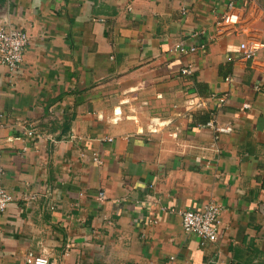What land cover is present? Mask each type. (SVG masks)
<instances>
[{
	"label": "crops",
	"instance_id": "obj_1",
	"mask_svg": "<svg viewBox=\"0 0 264 264\" xmlns=\"http://www.w3.org/2000/svg\"><path fill=\"white\" fill-rule=\"evenodd\" d=\"M0 22L29 36L0 63V264H264V47L239 49L264 0H0ZM208 202L215 242L166 211Z\"/></svg>",
	"mask_w": 264,
	"mask_h": 264
},
{
	"label": "built area",
	"instance_id": "obj_2",
	"mask_svg": "<svg viewBox=\"0 0 264 264\" xmlns=\"http://www.w3.org/2000/svg\"><path fill=\"white\" fill-rule=\"evenodd\" d=\"M228 11L223 14L221 20L224 23H236L239 15L230 12L233 8V3L227 5ZM29 36L21 29L8 26L5 22H0V63L5 68L13 73L18 71L26 45L28 44ZM264 43L256 40L243 42L239 45L240 52L244 59H253L258 52L263 49ZM200 46V49H203ZM176 49L180 54L194 53L198 47L194 44H178ZM180 74L188 75L192 72L190 63L182 65L179 70ZM226 80H231L230 76L225 77ZM219 102H224L225 97L217 98ZM242 108H247V104H242ZM214 134V138H218L219 134L230 133L233 130V125L230 123L220 124L215 120H208L204 123ZM93 161L101 164V160L93 157ZM100 199H105L104 192H99ZM13 200V196L0 184V215L5 211L8 204ZM220 206L213 202H208L200 209L193 208H177L174 206L166 207L169 213L178 214L181 218V225L185 233L196 235L202 241L215 242L218 240L219 230V212ZM26 264H50V260L45 255H37L29 252L26 257Z\"/></svg>",
	"mask_w": 264,
	"mask_h": 264
},
{
	"label": "trees",
	"instance_id": "obj_3",
	"mask_svg": "<svg viewBox=\"0 0 264 264\" xmlns=\"http://www.w3.org/2000/svg\"><path fill=\"white\" fill-rule=\"evenodd\" d=\"M206 122V121H205Z\"/></svg>",
	"mask_w": 264,
	"mask_h": 264
}]
</instances>
